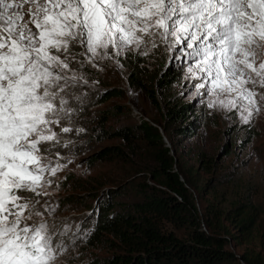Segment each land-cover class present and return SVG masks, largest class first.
Masks as SVG:
<instances>
[{"label":"snow or ice","instance_id":"snow-or-ice-1","mask_svg":"<svg viewBox=\"0 0 264 264\" xmlns=\"http://www.w3.org/2000/svg\"><path fill=\"white\" fill-rule=\"evenodd\" d=\"M157 39L186 44L208 108L235 109L245 124L264 110V0H0V264H56V233L29 224L49 195L45 173L63 167L49 159L54 129L72 131L85 64Z\"/></svg>","mask_w":264,"mask_h":264},{"label":"rangeland","instance_id":"rangeland-1","mask_svg":"<svg viewBox=\"0 0 264 264\" xmlns=\"http://www.w3.org/2000/svg\"><path fill=\"white\" fill-rule=\"evenodd\" d=\"M75 50L83 51L78 46ZM108 51L112 59L97 60L96 67L85 64L81 70L87 83L82 82L74 90L80 99L70 101L77 109L72 115V131L62 133L59 128L54 129L62 139L49 155L53 165L60 163L63 167L55 174L45 173L44 178L52 181L46 188L49 195L36 197L41 215L29 221V224L33 221L38 224L43 220L56 233L53 246L59 243L63 248L62 252L58 250L56 264H105L110 257L109 246L90 245L96 226L97 212L94 211L98 204L109 200L107 195L113 188L127 190L122 192L119 201L138 199L139 192L134 185L146 180L144 170L153 164L142 151L130 152L123 141L111 134L136 128L142 122L163 126L167 102L171 99L193 105L195 114L190 120L197 117L200 126L181 138L174 132L172 143L165 139L167 146L177 150L183 167H192L191 171L197 172L203 181H224L215 188L217 206L227 211L239 201L249 199L258 206L264 225V110L254 113L250 123L245 124L235 109L208 108L206 89L197 93L195 88L197 82L205 83L206 87L208 84L197 79L201 73L192 76L188 72L195 60L187 54L190 50L186 44L173 43L169 47V43L157 39L154 48L129 46L118 57L115 50ZM133 68L148 84L152 82L155 101L142 90L131 87L129 77ZM164 78H170V83L164 84ZM102 90H110L111 96L105 101H101ZM161 133L164 135L163 130ZM47 146L48 143L40 146L42 153ZM226 146L228 152L224 151ZM108 148L126 151L125 159L111 155L96 158ZM203 156L216 161L217 172L206 174L202 170L199 160ZM19 194L33 196L31 192ZM212 194L204 193L203 198L196 196L201 215L209 201H214ZM254 246L264 254V237H256ZM225 250L238 259L243 252L233 240Z\"/></svg>","mask_w":264,"mask_h":264},{"label":"trees","instance_id":"trees-1","mask_svg":"<svg viewBox=\"0 0 264 264\" xmlns=\"http://www.w3.org/2000/svg\"><path fill=\"white\" fill-rule=\"evenodd\" d=\"M136 73L133 68L129 77L131 87L155 101L152 82L148 84ZM169 80L164 78L162 82L169 84ZM101 93V101L111 96L110 90ZM167 104L163 126L142 122L136 128L111 134L123 141L130 152L142 151L153 164L144 170L146 180L134 185L138 199L119 201L127 190L113 188L107 195L109 200L98 204L90 245L109 246L111 254L105 264H264V254L254 246L256 237H264L258 206L249 199L239 201L227 211L216 205L215 188L224 181H203L197 172L191 171L192 167H183L177 150L165 142H173L174 132L181 138L200 126L197 117L190 120L195 108L174 99ZM224 151L228 152V146ZM110 155L125 159L126 151L108 148L96 158ZM199 163L206 174L217 172L215 160L203 156ZM175 167L180 171H175ZM204 193H213L214 201H209L201 215L196 196L203 198ZM232 240L243 251L239 259L225 250Z\"/></svg>","mask_w":264,"mask_h":264}]
</instances>
